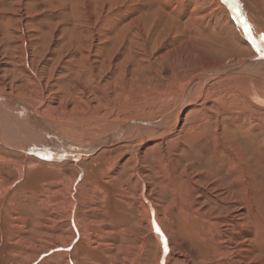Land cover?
Returning <instances> with one entry per match:
<instances>
[{"label":"rangeland","instance_id":"rangeland-1","mask_svg":"<svg viewBox=\"0 0 264 264\" xmlns=\"http://www.w3.org/2000/svg\"><path fill=\"white\" fill-rule=\"evenodd\" d=\"M63 1L0 0V93L51 141L170 126L187 101L177 127L130 125L93 156L0 148L36 167L0 163V264H264V61L188 89L264 54V0Z\"/></svg>","mask_w":264,"mask_h":264},{"label":"bare ground","instance_id":"bare-ground-1","mask_svg":"<svg viewBox=\"0 0 264 264\" xmlns=\"http://www.w3.org/2000/svg\"><path fill=\"white\" fill-rule=\"evenodd\" d=\"M226 2H232L231 5L234 6V2L233 0H226ZM226 3V4H227ZM88 7V6H86ZM89 8V7H88ZM234 9H235V6H234ZM90 10V8H89ZM88 13V12H87ZM90 24V23H89ZM242 24V23H240ZM244 24V23H243ZM93 27V26H92ZM239 27V26H238ZM50 28V27H49ZM58 28V27H56ZM94 28V27H93ZM56 37V36H55ZM24 39V38H23ZM34 40V39H33ZM255 45H257L258 47H262L263 44L262 42L259 40V38H255ZM26 49V48H25ZM28 49V48H27ZM24 53V52H23ZM28 50L25 51V54H24V64L26 65L27 63V59L29 58L28 56ZM260 54V53H258ZM258 54H256V56H253L251 57L250 59L248 60H245L241 63L240 66H237L238 67V70L242 69L243 67H247V65L249 64H254V63H257V62H261V61H264V54H260L262 56H260L261 58L260 59H256V57L258 56ZM31 63V68L28 66L27 64V69L30 71V75L32 73V76H34L35 78V72L33 73V70H32V62ZM29 63V64H30ZM35 68V67H34ZM22 69H23V66H22ZM227 70L229 69H226L222 72H218V70H216L215 73H206V74H203L201 79H196L194 82H192L188 89H191L195 84L197 83H200L202 81H204L205 79L211 77L212 76H216V77H222V76H225V75H222L224 74ZM24 72H27L28 71L24 68L23 69ZM39 73V72H38ZM23 74V73H22ZM27 76V75H26ZM199 77V78H200ZM30 80V79H29ZM36 80V79H35ZM198 80V82H196ZM41 81V80H40ZM32 82V81H31ZM37 82V81H36ZM33 84V83H32ZM40 85V84H39ZM196 86V85H195ZM41 86L40 85V89H41ZM32 88V87H31ZM10 91V90H9ZM13 91V90H12ZM188 91L189 90H186L183 92V94L181 95V99H180V103L177 107V111H176V115H175V121L172 125L170 126H155L154 127L157 129L156 132L160 131V130H170L172 127H177V125L179 124L180 122V118L182 115H180L181 111H182V108L184 107V105L186 104V101H187V94H188ZM31 92V91H30ZM36 92V91H35ZM41 93V92H40ZM44 93V92H43ZM18 94V93H17ZM34 94V93H33ZM28 95V94H27ZM43 95V94H42ZM38 96V95H37ZM44 96V95H43ZM41 96L38 100L36 98V101H37V104H41L43 103L42 102V97ZM20 99V98H18ZM18 99H15L14 96H11V95H7L5 93H0V148H8L10 146H16L17 149L13 148L12 147L10 148L11 150H20V148L24 151L23 153H26V155H35V156H38V158H43L44 157H53V155H58V153H61V155H58V160H61L62 158H65L66 154H68L67 156H71V157H75L76 156H79L80 155V151L78 150H73L75 149L76 147H82V146H79L76 142L73 144V145H70L69 144H61V143H56V141H51L49 139V134H53V136L56 137V139H60V137L57 135V132L52 131L51 132V128L50 126L48 127L47 125H49L45 119L41 118V117H38L36 111H34L35 109H31V107H27L25 106L24 103H22L20 100ZM28 100V99H26ZM29 103V102H28ZM35 103V102H34ZM42 105V104H41ZM35 106V105H34ZM44 111V110H43ZM49 111V110H48ZM67 113V112H66ZM63 115V114H61ZM55 117V116H54ZM60 118V117H59ZM62 118V116H61ZM135 122V123H133ZM139 122L141 123H146V122H142V121H138V120H129V122L127 121H122V122H118L116 125H113L111 127V129L109 131H107L108 133L103 137V140L100 142V143H97V145L99 144H102L104 142H107L108 144L112 143L113 142V137L115 136L114 134H118L120 130H122L123 128H127L128 126L130 125H136V124H139ZM140 126H142V124H139ZM143 127H146L148 129H152L150 127H147V126H144ZM113 128H115L114 130H112ZM159 128H162V129H159ZM179 128V127H178ZM177 128V129H178ZM54 129V127H53ZM112 130V131H111ZM155 131V130H154ZM161 133V132H160ZM163 133V132H162ZM51 136V135H50ZM118 136V135H117ZM44 140L45 141H48L49 143V146L50 147H47L44 143ZM54 140V139H53ZM62 140V139H61ZM62 142V141H61ZM47 144V142H46ZM91 144V143H90ZM75 145V146H74ZM84 145V144H83ZM46 146V148H45ZM86 146H88L86 144ZM93 146V145H92ZM96 146V145H95ZM84 147V146H83ZM91 147V145H90ZM9 150V149H8ZM64 151V153L62 152ZM76 151V152H75ZM92 150H89V152H91ZM6 152V150H5ZM8 152V151H7ZM55 152V153H54ZM85 152V151H84ZM88 153V152H86ZM16 156H22L23 158H26L28 159L29 157L23 155L22 153H18V152H15V153H12ZM52 155V156H51ZM68 158V157H66ZM30 159V158H29ZM33 159V158H32ZM36 161V160H35ZM0 163L2 164H13L15 165L18 169L20 168V170L22 171V169H30V168H34L35 166L32 165V161H31V165H28V164H23V167L18 165V164H15L13 162H10V161H6L5 159H2L0 158ZM37 166H42L43 164L40 163V162H36ZM48 165V164H46ZM4 166V165H3ZM16 168V169H17ZM36 168V167H35ZM34 168V169H35ZM50 168V167H49ZM244 182V181H243ZM247 183V182H246ZM245 186V184H243ZM218 186V185H217ZM247 186H248V183H247ZM249 187V186H248ZM221 189V188H220ZM250 189V188H249ZM223 190V189H222ZM246 190V189H245ZM249 194V193H248ZM176 197V194L173 195V197ZM243 196L247 197V193L246 194H243ZM250 197H251V194H250ZM211 198V197H210ZM215 198V197H214ZM216 199V198H215ZM249 199V198H248ZM247 199V200H248ZM252 202V201H251ZM179 206V205H178ZM249 206V205H248ZM252 206V205H251ZM253 207V206H252ZM250 208V207H249ZM247 209V208H246ZM245 211V209H244ZM250 212V211H248ZM239 215V214H238ZM203 218V217H202ZM238 218V217H237ZM233 220V219H232ZM235 220V219H234ZM243 220V221H242ZM237 222H235L236 224H233V227H231V230L233 232L237 231L236 232V235L237 237H240V232L243 231L241 229H246V225L244 224L245 220L244 218L241 219L240 217L236 220ZM239 221V222H238ZM234 223V222H233ZM234 225L236 226V229L234 228ZM241 230L240 232L238 231V229ZM246 231V230H245ZM224 232V231H223ZM230 232V231H229ZM244 232V231H243ZM248 232V231H247ZM230 240V239H229ZM227 241V240H226ZM248 244V243H247ZM251 244V242L249 241V245ZM164 245V244H163ZM231 245V244H230ZM223 245H221L220 247H222ZM234 246V245H233ZM235 246H238L240 251H239V254L242 253V249L241 247H243L244 245H237L235 244ZM165 247V246H164ZM168 247V248H167ZM215 248V247H214ZM166 251H169V246L167 244L166 246ZM220 250H222V248H220ZM170 252V251H169ZM239 258V257H238ZM235 261V260H234ZM244 263V262H243Z\"/></svg>","mask_w":264,"mask_h":264},{"label":"water","instance_id":"water-1","mask_svg":"<svg viewBox=\"0 0 264 264\" xmlns=\"http://www.w3.org/2000/svg\"><path fill=\"white\" fill-rule=\"evenodd\" d=\"M260 56H262V55H260V54H258V56L256 57V59H260L261 57ZM239 70H238V67L236 66V67H234V68H231V69H229V70H227L224 74H222V75H227V74H232V73H235V72H238ZM202 77H200V78H198V79H201ZM196 82H198V80L196 81ZM133 123H135V122H133ZM139 124H142V126L144 125V126H147V127H150V128H152V130H157L155 127H154V125L153 124H150V123H141V122H139ZM159 129H162V128H159ZM109 146V144L107 143V142H104V143H102V144H99V145H97V146H95V147H93V148H87V147H76L75 149H73V150H78V151H80V155L79 156H76V158L75 159H73V158H66L67 160H69V161H73V160H77L78 158H81V157H83V156H88V155H94V154H96L98 151H100L101 149H103V148H105V147H108ZM89 150H92L91 152H89ZM85 151V152H84ZM86 152H88V153H86Z\"/></svg>","mask_w":264,"mask_h":264},{"label":"crops","instance_id":"crops-1","mask_svg":"<svg viewBox=\"0 0 264 264\" xmlns=\"http://www.w3.org/2000/svg\"><path fill=\"white\" fill-rule=\"evenodd\" d=\"M53 1H58L59 2V4L63 7V8H65L64 6L66 5V2L65 1H63V0H53ZM30 2V1H29ZM8 14H10V13H8ZM45 142V141H44ZM45 144V143H44ZM58 154H61V153H58ZM56 157V156H55Z\"/></svg>","mask_w":264,"mask_h":264},{"label":"snow or ice","instance_id":"snow-or-ice-1","mask_svg":"<svg viewBox=\"0 0 264 264\" xmlns=\"http://www.w3.org/2000/svg\"><path fill=\"white\" fill-rule=\"evenodd\" d=\"M247 27V26H246ZM260 39H261V41H264V35H262L261 37H260ZM262 51H264V49H262ZM157 231H159L158 229H157ZM162 244H164V246H165V251L167 250L166 249V242L163 240V237H162Z\"/></svg>","mask_w":264,"mask_h":264}]
</instances>
